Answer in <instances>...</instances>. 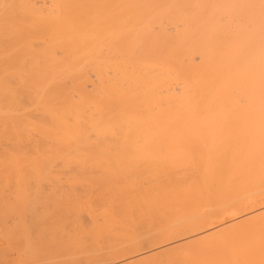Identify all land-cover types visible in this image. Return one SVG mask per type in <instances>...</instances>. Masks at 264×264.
I'll list each match as a JSON object with an SVG mask.
<instances>
[{
  "label": "bare ground",
  "instance_id": "1",
  "mask_svg": "<svg viewBox=\"0 0 264 264\" xmlns=\"http://www.w3.org/2000/svg\"><path fill=\"white\" fill-rule=\"evenodd\" d=\"M90 174L86 221L44 228L25 190L7 237L46 262L189 238L132 264H264V211L200 234L264 203V0H0V177Z\"/></svg>",
  "mask_w": 264,
  "mask_h": 264
},
{
  "label": "rangeland",
  "instance_id": "2",
  "mask_svg": "<svg viewBox=\"0 0 264 264\" xmlns=\"http://www.w3.org/2000/svg\"><path fill=\"white\" fill-rule=\"evenodd\" d=\"M32 177V176H31ZM49 177H51V176H49ZM49 177L47 178V177H43L44 179H41V178H39V177H33V178H26V179H28V185H27V187L25 186V189L23 188H16V186H15V182L13 183V184H11V182H13L14 180L12 179V178H10V179H5V178H1L0 177V200H1V202H0V204L1 203H3L4 202V200H2V198L3 199H5L6 200V202H8L7 200H11V199H13V198H15V199H17V198H19L18 197V195L17 194H21V197H23L22 195H24L25 193H27V195L29 194V197H31L30 198V200H32V201H35L34 199L36 198V200L38 201V203H36L35 205H36V207L34 206V208L36 209V211H38V212H36L35 210H33V211H35L36 212V214L35 215H37L38 213H40V214H38V215H41V214H46L45 212V210H48L47 208H49V210H48V212H47V216L50 218V216H52L51 218H54V219H51V220H49V218H47V216H45L46 218V220H44V219H42V223L43 224H45V225H47L48 223H50V225L52 226V227H54L53 225H52V223L53 222H55V220L57 221H59V219L61 220V218H62V220L63 221H65L66 222V224H68L69 223V221L68 220H70L71 222L68 224V225H70L71 223H72V220H75L76 218H79V216H78V214L79 215H81L80 216V218L81 219H83L84 221H86L87 219H88V212L86 211V210H84V209H77L76 207H73L75 204H77V203H79V204H81V202L82 203H84V201L86 202V201H88L89 199V201L94 205V206H97V205H100V204H102L103 202H104V199H106L107 198V196L104 194V192H101L100 190L99 191H97L98 190V188L97 187H93L92 186V184H93V182L95 183V181H97L98 179L101 181L103 178L101 177V176H99L98 174H90V175H83V176H75V175H59V176H53V177H51L50 179H49ZM15 178V177H14ZM49 179V180H48ZM109 178H107V180H108ZM56 180V181H55ZM27 181V180H26ZM29 181H30V183H29ZM7 182V183H6ZM36 182V183H35ZM47 183V184H46ZM91 183V184H90ZM11 184V185H10ZM41 184V185H40ZM49 184H50V186H49ZM57 185V186H56ZM87 185H89L90 186V188H89V186H87ZM94 185V184H93ZM36 186V187H35ZM54 186V187H53ZM18 187V186H17ZM47 187V188H46ZM53 187V188H52ZM16 188V189H15ZM50 188V189H49ZM94 188V189H93ZM96 188V189H95ZM22 189V190H21ZM47 189V190H46ZM51 189H53V190H51ZM91 189H93V190H91ZM19 190H20V193H19ZM26 190V192L24 193L23 191H25ZM90 191V192H89ZM99 192H100V194H99ZM24 193V194H23ZM42 193V194H41ZM89 193V194H88ZM86 194V195H85ZM17 195V196H16ZM26 194L24 195L26 198H28V196H27ZM14 196H16V197H14ZM34 196V197H33ZM58 197V198H56V197ZM60 196V197H59ZM86 196V197H85ZM32 197L34 198V199H32ZM65 199L66 198V202L64 201V200H62V201H64L63 202V205H62V201L60 202V203H58L57 204V202L56 203H54L55 202V200L56 199ZM72 198V199H71ZM15 199H13V200H11V201H15ZM20 199V198H19ZM29 199V198H28ZM74 199V200H73ZM9 200V202H8V205H6L7 203L6 202H4L2 205H1V207H0V209H1V211L0 212H3V213H5L6 215L10 212H8L6 209L8 208V206H10V204H13L12 206H14V205H16V203H17V201L18 200H16L14 203H11V201ZM41 200V201H40ZM54 200V202H51V201H53ZM68 200V201H67ZM70 200V201H69ZM74 201V203H73V201ZM76 200V201H75ZM47 201H48V203H50V204H48L47 203ZM60 201V200H59ZM58 201V202H59ZM78 201V202H77ZM77 202V203H76ZM6 203V204H5ZM66 203V204H65ZM260 203H262V204H260ZM48 204V205H47ZM62 206H61V205ZM70 204H72V205H70ZM4 205H6L5 207H4ZM44 205H46V206H44ZM53 205H55V206H57V205H60L61 207H55L54 206V209H53ZM65 205V206H64ZM257 205V206H256ZM3 206V207H2ZM45 208H44V207ZM71 206V208L72 209H69V207ZM254 206V205H253ZM252 206V207H253ZM256 206V207H255ZM255 206L252 208H249L248 210H246L245 212H243V211H241V212H239V211H231V212H233V213H229L228 212V214H231V215H228L227 213V215H222V217L220 216L219 218H217V219H219L218 221H217V219H215L214 221H213V223H212V226H208L204 231H202V232H200V234H202V235H204V234H208V233H211V232H214V231H218V230H220L221 228H225V227H227V226H229V225H232V224H234V223H237V222H239L240 220H244V218H247V217H249V216H251V215H253V214H255V212H261V211H264V203L262 202V201H260L259 203H257V204H255ZM15 207V206H14ZM52 207V208H51ZM3 208L5 209L4 211H3ZM58 208V209H57ZM67 209H68V213H67ZM57 210V211H56ZM61 212H60V211ZM70 210V211H69ZM71 210H73L72 212H71ZM74 210H75V212H74ZM78 210V211H77ZM79 210H81V211H79ZM84 210V211H83ZM8 213H7V212ZM12 211V210H11ZM42 211H44V212H42ZM55 211V212H54ZM65 211V212H64ZM82 211H83V213H82ZM253 211V212H252ZM51 212L54 214V216H53V214H51ZM57 212V213H56ZM63 212V213H62ZM77 212V213H76ZM79 212V213H78ZM86 212V213H85ZM236 212V213H235ZM63 216H65V217H62V215ZM66 213V214H65ZM72 213V214H71ZM238 213V214H237ZM12 214H14L13 216L15 217H17V215H16V211H12V212H10V214H8L7 215V218H6V220H7V222L8 223H10V222H12V220H10L11 218L13 219L14 217H12ZM33 214V212H31V213H29V214H27L26 216V218H27V220H30L32 217H31V215ZM59 214V216H56V215H58ZM238 216H237V215ZM37 215V216H38ZM61 215V216H60ZM83 215V216H82ZM236 215V216H235ZM241 215V216H240ZM9 216H11V218L9 217ZM30 216V217H29ZM70 216V217H69ZM224 216V217H223ZM235 216V217H234ZM240 216V217H239ZM245 216V217H244ZM8 217L10 218V219H8ZM44 217V216H43ZM42 217V218H43ZM58 217V218H57ZM71 217L73 218V219H71ZM75 217V218H74ZM30 218V219H29ZM64 218V219H63ZM65 218H69V219H65ZM222 218V219H221ZM238 218V219H237ZM48 219V220H47ZM10 220V221H9ZM61 220V221H62ZM225 220V221H224ZM52 223H51V222ZM64 222V223H65ZM68 222V223H67ZM8 223H6L5 224V221H4V223H3V220L2 221H0V230L2 231V233H0L1 235L2 234H4L3 236H1L0 235V260L1 261H3V262H1L0 261V264H69V262H68V260H61V261H59V260H52V261H50V262H46L45 260H42V259H39L38 257H36V258H38L39 260H37L36 258H34L33 256H32V258H34L33 260H32V258H30L31 257V255L30 254H28V252H26V254H25V252L24 251H26V250H24L23 249V246H24V242H23V240L21 239L20 240V238L18 237L17 239H15L14 238V241H13V239H11V237L9 238V237H7V235H6V229H11V228H14V227H12L13 226V224H12V226L10 227L9 225H8ZM58 222H56V223H54V225H56ZM229 223V224H228ZM3 224V225H2ZM5 224V225H4ZM65 224V225H66ZM219 224V225H218ZM45 225H42V226H44V228H49L50 227V225L48 224V226L47 227H45ZM227 225V226H226ZM6 226V227H5ZM8 226V227H7ZM72 226V225H71ZM225 226V227H224ZM67 227V226H66ZM216 227V228H215ZM3 228H5V229H3ZM51 228V227H50ZM3 229V230H2ZM211 229V230H210ZM68 230H69V227H68ZM67 230V231H68ZM70 230H71V228H70ZM210 230V231H209ZM200 234H196V236L197 235H200ZM6 235V236H5ZM3 237V238H2ZM5 237H7V239H11L10 241H13V242H7V241H9V240H7ZM187 239H189V238H180V239H177V240H172L171 242H167V243H164V244H160V245H157V246H150V245H148L147 243H144V244H142V246H140V248L138 249V250H136V251H133V252H131V251H128V252H124L123 254L124 255H122L121 257L119 256V255H116L117 257H120V258H117V257H113L112 259H114V261L112 262L111 261V259H109V261H108V259H99V260H97L98 262H96V261H91V260H89V261H85V260H78V261H75V262H77V264H132V263H134V262H136V261H139V260H141V259H143V258H145V257H147V256H149V255H152V254H155V253H158V252H160V251H162V250H164V249H166V248H170V247H172V246H176L177 244H182L183 243V241L185 242V240H187ZM7 240V241H6ZM16 240V241H15ZM189 241V240H188ZM14 244V245H13ZM86 244H87V242H86ZM88 245H89V241H88ZM7 253V254H6ZM23 254V255H22ZM28 254V255H27ZM30 255V256H29ZM4 256H5V258H4ZM29 257L28 259L26 258V257ZM2 258H3V260H2ZM31 260V261H30ZM68 263H67V262ZM99 261H101V262H99ZM105 261V262H104ZM111 261V262H110ZM5 262V263H4ZM8 262V263H7ZM107 262V263H106ZM74 263V262H73ZM73 263H71V261H70V264H73ZM75 264V263H74Z\"/></svg>",
  "mask_w": 264,
  "mask_h": 264
}]
</instances>
